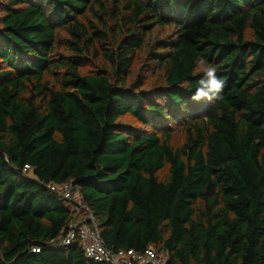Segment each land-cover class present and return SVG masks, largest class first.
Returning <instances> with one entry per match:
<instances>
[{
  "label": "trees",
  "instance_id": "obj_1",
  "mask_svg": "<svg viewBox=\"0 0 264 264\" xmlns=\"http://www.w3.org/2000/svg\"><path fill=\"white\" fill-rule=\"evenodd\" d=\"M156 26L173 29L148 52L157 97L129 84ZM86 54L107 68L84 72ZM201 59L225 80L211 102L191 99ZM127 115L152 130L136 135ZM179 116L180 147L166 126ZM68 182L108 250L264 264V0H6L0 264H105L60 243L89 215L47 188Z\"/></svg>",
  "mask_w": 264,
  "mask_h": 264
},
{
  "label": "built area",
  "instance_id": "obj_2",
  "mask_svg": "<svg viewBox=\"0 0 264 264\" xmlns=\"http://www.w3.org/2000/svg\"><path fill=\"white\" fill-rule=\"evenodd\" d=\"M25 170H30L29 166ZM47 188L70 202L72 211L80 214L86 211L89 215L86 218H80L68 225L64 235L61 238L62 246H72L81 243L85 257L94 262L105 264H169V256L166 253H157L152 248L145 249L142 252L129 250L111 251L105 247L100 231L96 225L94 217L88 208L83 204L79 188L72 182L61 185H47ZM86 221L91 223V227L86 225ZM33 253H39V250H33Z\"/></svg>",
  "mask_w": 264,
  "mask_h": 264
},
{
  "label": "rangeland",
  "instance_id": "obj_3",
  "mask_svg": "<svg viewBox=\"0 0 264 264\" xmlns=\"http://www.w3.org/2000/svg\"><path fill=\"white\" fill-rule=\"evenodd\" d=\"M5 4L6 0H0V21L1 18L5 15ZM113 33V32H111ZM173 29L172 27H160L156 26L153 31L148 36V39L140 53V57L135 61L133 68L129 76V84L137 82L139 79H145L143 90L153 92L155 95L158 93L157 88L165 85L164 73L160 71L157 67L150 63L148 52L151 50L152 46H155L157 41L164 40L165 38L172 37ZM60 38L63 40H70L67 35L61 33ZM58 57L63 58L68 56V52L63 48L57 50ZM83 71L84 72H96L100 69H106L107 66L105 63H100L93 56L86 54L83 57ZM155 98V96H152ZM157 97V95H156ZM165 102V100H163ZM181 116L176 118V121L173 125H170L169 122H166L168 126V131L173 134V146H182L184 144L185 134L182 128V118ZM122 123L129 126L131 131L136 135H143L152 130L150 126H143L137 122L131 115H127L122 118ZM166 171L161 173V176H165Z\"/></svg>",
  "mask_w": 264,
  "mask_h": 264
},
{
  "label": "clouds",
  "instance_id": "obj_4",
  "mask_svg": "<svg viewBox=\"0 0 264 264\" xmlns=\"http://www.w3.org/2000/svg\"><path fill=\"white\" fill-rule=\"evenodd\" d=\"M200 65H203L201 71L202 78L198 81V87L191 96L193 101L207 100L209 102L220 97L225 86V80L217 75V68L213 65L206 64L201 59Z\"/></svg>",
  "mask_w": 264,
  "mask_h": 264
}]
</instances>
